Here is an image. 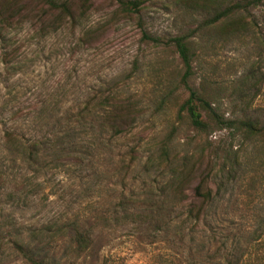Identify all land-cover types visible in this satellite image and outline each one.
Listing matches in <instances>:
<instances>
[{"label": "rangeland", "instance_id": "obj_1", "mask_svg": "<svg viewBox=\"0 0 264 264\" xmlns=\"http://www.w3.org/2000/svg\"><path fill=\"white\" fill-rule=\"evenodd\" d=\"M71 1L75 18L23 0L26 8L0 35V264H27L15 235L47 226L54 232L78 218L94 237L82 264H157L161 257L185 264L189 244L155 221L160 190L179 167L196 183L206 152L231 140L203 105L208 128L192 124L182 108L189 91L176 47L145 34L185 35L193 54L188 85L226 117L249 114L264 123V7L244 12L234 30L229 21L207 25L213 9L184 0H145L139 12L115 0ZM107 96L133 106L131 132L122 138L76 120L86 101ZM11 130L50 141L70 132V142L63 153L46 151L35 175L8 148ZM235 143L236 172L217 178L220 194L203 226L227 242L221 254L231 261L264 264V238H252L264 232V138ZM166 211V222H183L184 209L171 198ZM46 237L51 254L66 251L68 232Z\"/></svg>", "mask_w": 264, "mask_h": 264}, {"label": "trees", "instance_id": "obj_2", "mask_svg": "<svg viewBox=\"0 0 264 264\" xmlns=\"http://www.w3.org/2000/svg\"><path fill=\"white\" fill-rule=\"evenodd\" d=\"M31 4L40 3L48 6L50 9L59 10L64 15L75 18L72 9L71 0H29ZM84 3H90L91 0H83ZM122 9L128 12H139L145 4V0H115ZM185 4L197 10L213 9L205 23L214 25L220 22L229 21V25L233 26L243 18V13L259 7H264V0H184ZM26 3L23 0H0V35L3 31L13 25L14 16L22 14ZM60 21V18L58 19ZM56 20L53 24H56ZM238 24V23H237ZM56 27L58 25H55ZM248 26L246 22L245 28ZM145 36L156 44L172 43L184 65V73L182 82L189 91V96L182 105L189 113L192 124L201 130H206L209 126L204 119L199 105H203L210 113L211 117L218 124L220 129L226 131V136L231 142H224L221 149H211L207 153V164L202 171L196 183L191 184V171L184 167H179L170 173L166 181V185L160 190L161 196L157 201L156 223L160 224L159 230L171 232L178 237L181 242L188 245V257L185 264H219L222 260L229 264H252L248 259L239 257L236 261H231L228 257L221 254V250L226 247V241H222L216 234L207 235L204 223L208 218L212 206L220 194L222 182H217V178L221 173H227L228 176L235 174L234 163L240 161V150L235 149L236 140L242 139L252 141L257 138H264V123L252 115L243 117H226L221 114L212 103L196 90L188 85V79L193 73V54L185 35L173 36L165 40L159 36ZM130 102L123 101L115 96L103 97V99L95 102L89 99L77 113L76 120L81 124L90 123L94 126L97 124L101 131L110 135V140L122 138L131 132V126L134 116ZM89 119V121H87ZM70 136V132L63 136H56L53 141L43 139H30L26 135L16 130L6 131L5 141L8 148L16 152L24 161L28 162L33 174H37L41 168V158L49 149H53L54 153H63L60 148L70 142L66 137ZM129 151H126V153ZM219 160L222 161L218 167ZM150 161V160H149ZM134 162L129 164L132 167ZM230 165V166H229ZM19 188V186H17ZM191 190V193L187 191ZM164 192V194H163ZM170 198L181 205L184 209V219L179 223L176 218H172L166 222V216L171 212L166 211V205L170 202ZM127 203L126 207H135L132 200L123 201ZM191 224L187 229L185 224ZM53 226H47L39 229H31L27 235L17 234L13 238L20 251L24 254L27 264H82L80 261L83 254H86L93 247L94 237L93 231L87 227L86 223L80 219H74L62 229L52 231ZM68 232V243L66 251L60 256H56L55 252L50 253V242L45 241L47 234L55 236L61 234L65 236ZM264 238V232H257L253 235V239ZM47 238V237H46ZM264 245V242L261 243ZM226 245V246H225ZM157 264H174L173 259L160 258ZM261 264V263H257Z\"/></svg>", "mask_w": 264, "mask_h": 264}]
</instances>
